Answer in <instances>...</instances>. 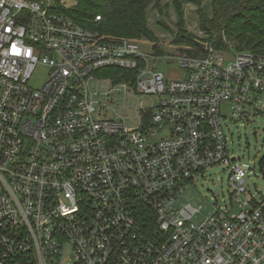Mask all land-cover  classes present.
Here are the masks:
<instances>
[{
    "label": "built area",
    "instance_id": "1",
    "mask_svg": "<svg viewBox=\"0 0 264 264\" xmlns=\"http://www.w3.org/2000/svg\"><path fill=\"white\" fill-rule=\"evenodd\" d=\"M73 4L0 0V264H264V192L240 164L228 205L200 223L199 207L177 205L205 169L235 161L227 122L264 116V46L200 31L177 54L185 76L166 79L140 41L105 39ZM37 65L48 75L32 88ZM118 86L159 96L135 127L96 114Z\"/></svg>",
    "mask_w": 264,
    "mask_h": 264
},
{
    "label": "rangeland",
    "instance_id": "2",
    "mask_svg": "<svg viewBox=\"0 0 264 264\" xmlns=\"http://www.w3.org/2000/svg\"><path fill=\"white\" fill-rule=\"evenodd\" d=\"M210 1L202 0L203 10L208 15L211 13ZM182 8L183 15L180 24L171 0H162L159 6L151 2L146 9V23L156 39L155 44L160 52L157 53L155 49L153 51V44L150 41L144 38L139 39L145 50L157 55L155 60H150V64L163 73L166 79L183 78L187 72L177 58V50L187 48L177 47L173 43L174 37L183 33L194 37V40L202 38L197 7L193 3H184ZM190 48L192 50L194 47ZM47 75V68L37 65L28 83L32 88H39L46 81ZM95 83V81L90 83L92 90L96 88ZM97 87L104 94L111 84L102 83ZM100 102L101 106L96 112L99 117L122 121L126 127H135L139 123V114L142 110L155 107L159 102V96L135 95L131 89L118 86L109 98L105 99L102 95ZM226 134L228 136L227 146L235 161L228 166L216 165L205 169L204 174L198 176L194 180V185L186 188L177 201L178 206L190 202L195 208L199 207L200 211L193 219L196 223L203 221L214 212L217 206L224 207L225 204L230 203L229 174L235 164H240L243 169L247 170L246 188L255 197L259 191L264 192V177L259 165L260 158L264 156V116L257 115L245 122L228 121ZM262 164L264 165L263 162ZM239 205L241 202L233 205L234 211L241 209Z\"/></svg>",
    "mask_w": 264,
    "mask_h": 264
},
{
    "label": "trees",
    "instance_id": "3",
    "mask_svg": "<svg viewBox=\"0 0 264 264\" xmlns=\"http://www.w3.org/2000/svg\"><path fill=\"white\" fill-rule=\"evenodd\" d=\"M161 1L74 0V4L66 12L80 23L96 28L105 39L127 38L139 41L144 38L153 44V51L155 49L158 53L160 51L155 44L156 39L147 27L146 9L151 2L159 6ZM171 1L180 24L183 15L182 5L193 3L197 7L196 12L202 31L210 41L218 43L221 34H225L227 38L235 41L236 49L258 51L264 46V0H211L210 15L203 10L202 0ZM95 15L101 18L97 22H93ZM193 38L182 33L174 37L173 43L177 47H195ZM182 51L177 50V53ZM117 72L119 70L107 68L97 71V74L108 76ZM262 162L264 163V159Z\"/></svg>",
    "mask_w": 264,
    "mask_h": 264
},
{
    "label": "water",
    "instance_id": "4",
    "mask_svg": "<svg viewBox=\"0 0 264 264\" xmlns=\"http://www.w3.org/2000/svg\"><path fill=\"white\" fill-rule=\"evenodd\" d=\"M199 45H200L201 47H203V44L200 43Z\"/></svg>",
    "mask_w": 264,
    "mask_h": 264
}]
</instances>
